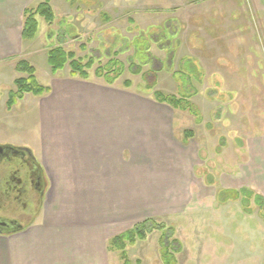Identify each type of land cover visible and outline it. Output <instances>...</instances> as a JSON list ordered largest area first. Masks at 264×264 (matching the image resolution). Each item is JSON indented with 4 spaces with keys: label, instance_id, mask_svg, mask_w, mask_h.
Listing matches in <instances>:
<instances>
[{
    "label": "rangeland",
    "instance_id": "374dc122",
    "mask_svg": "<svg viewBox=\"0 0 264 264\" xmlns=\"http://www.w3.org/2000/svg\"><path fill=\"white\" fill-rule=\"evenodd\" d=\"M54 6L52 23L38 17V32L33 43H29L32 49L26 54L29 60L19 55L0 62V141L16 139L32 147L46 166L44 178L49 181L37 222L49 228L54 225V228L47 234L50 243L38 241L30 247L36 261L122 264L120 252L107 247L108 239L144 219H151L164 227L162 231L155 229L148 233L133 246H127L131 264H136V260L139 264H166L163 250L167 243L175 264H227L225 258L236 255L235 245L242 252L241 261L237 263L234 259L229 264H264V217L258 215L256 209L248 213L234 203L219 205L212 187L201 186L199 191L187 188L186 179L182 183L176 181V174L166 164L170 158L162 156L131 157L130 187H124L127 182L123 173H114L109 189L100 188V194L95 196L94 188L90 189L89 175L45 159L42 145L51 159L75 156L74 147L69 144L60 122L37 120V126H31L27 119L24 120L27 114L34 113L27 103L37 101L44 94L26 93L13 108H6V92L16 77L24 75L14 68L19 59L31 63L37 80L45 85L54 79L49 77L50 68L44 61L47 50L54 45H62L77 56H92L95 62L88 73L95 74L97 65L106 63L111 57L127 66V58L134 51L128 43L141 31L154 32L149 51L153 56L161 55L163 60L169 58L171 39L174 43L183 42L173 55L174 65L166 61L169 69L177 71L179 60L188 53L194 54L181 61L173 80L181 83L187 76L192 78L191 85L196 91L188 87L186 95L199 112L200 121L204 122L193 124L195 116L180 112L176 118L182 120L179 128H184L183 136L184 131H192L189 139L195 134L199 138L197 141L205 146L206 155L202 157L206 170L213 177L230 178L238 163L244 164V177H247L252 160L264 161L260 154L252 155L253 147L264 146V0H58ZM173 24L177 26L174 39L169 28ZM196 29L197 40L189 43L191 36L188 34ZM206 37L210 39L209 45H204L202 38ZM208 48L210 50L205 51ZM210 57L213 59L209 60ZM191 60L198 65L196 75L186 74ZM205 61L207 67L202 68ZM146 66L142 69L146 70ZM159 67L162 65L155 63V68ZM67 70L66 66L64 72ZM165 77L166 81L170 80V75ZM215 80L219 84H215ZM206 84L213 86L207 89ZM152 90L145 92H152L154 97V90L161 91ZM13 120H18L19 124H8ZM44 121H47L45 126L50 140L42 136ZM53 147L58 150L55 152ZM11 159L13 165L18 163L17 156ZM204 159L199 161L203 163ZM2 187L1 182L0 191ZM243 188L248 190V187ZM94 199L99 200V204L92 208L90 202ZM49 214V222L45 223ZM1 215L22 216L10 208H0ZM3 240L6 253L7 245L16 242V238ZM18 254V262L24 261L25 256L33 259L21 251ZM0 264H10V255L0 257Z\"/></svg>",
    "mask_w": 264,
    "mask_h": 264
},
{
    "label": "crops",
    "instance_id": "0c3cea01",
    "mask_svg": "<svg viewBox=\"0 0 264 264\" xmlns=\"http://www.w3.org/2000/svg\"><path fill=\"white\" fill-rule=\"evenodd\" d=\"M39 1L41 0H0V62L19 55L29 60L26 54H28V50L32 49L29 43H33L34 39L30 41H23L21 39L22 12L26 6L34 5ZM57 1L51 0V6L53 7ZM195 33H197V29L196 32H189L188 37L191 36L189 43L197 40ZM202 39H204V45L210 44L208 37ZM176 42L175 46L173 44L172 47L171 45L168 47L170 55L169 58H166L167 60H163L161 55H158V57L154 56V61L146 64L148 68L146 70L143 68L142 72L138 74H131L127 66L124 65L125 70L122 75L111 84L96 76L94 72L88 74L87 78H80L78 76L71 77L68 73L69 70L65 73L66 67L55 74L49 70V77L53 76L54 79L52 83H46L44 86H48L50 91L39 97L37 101L32 100L27 103L29 110L32 108L34 113L27 114L24 120L27 119V124L31 126H37V120H41V122L43 120L60 122L63 133L68 136L69 144L74 147L75 156L71 158L65 157V159L55 157L52 160L49 158L50 156L45 146L42 145L45 159L49 163L55 161L56 164H60L65 169L66 167H73L74 172L89 175L90 189L94 188L95 196L100 194L98 191L100 188L109 189L110 183L113 182L112 177L114 173H123L124 180L127 182V185L123 183L124 187H130L131 157L151 158L162 156L163 159L165 157L170 158L169 162L166 161V164L168 163L167 165H170L171 172L176 174V181L182 183L186 179L187 188L194 191H199L202 188L201 186L206 188L212 187L215 189V202L217 201L222 206L234 203L242 211L239 199H222L220 192L222 190H239L243 187H254L264 196V161L260 163L258 160H252L250 174L247 177H244V164L242 163L235 165L237 170L235 173H232L233 175H230V178L221 179L220 176L213 177L206 170L205 159L202 157V154L203 156L206 155L204 152L205 146L197 141L199 138L195 134L192 139H189L192 136V131H184V137V128H179L180 121L182 120L176 118L182 112L187 113L189 116L190 114L195 116L193 124H196L195 121L198 123L204 122V120L200 121L199 112L195 107L196 115L193 112L173 108L168 104L156 101L151 95L152 92H145L146 90L158 88L163 92L180 96L187 93L188 87H192L193 92L196 91L191 85L193 80L190 76H187L181 83L173 80L179 71L180 62L194 54L188 53L184 55L179 60L177 71L169 69L166 65L168 63L171 66L174 65L173 55L175 51L177 52L179 46H181L182 41ZM209 50V48L208 50L205 49V51ZM203 58L206 59V56ZM212 59L213 57L209 58V60ZM44 61L46 62L45 57ZM155 63H158L159 66L162 65V67L155 68ZM206 63L208 62L205 61L202 68L207 67ZM194 64L193 61L189 63V70L192 73H199L198 65L196 64L195 66L197 67H194ZM190 71L186 74H189ZM61 73L64 74L61 75ZM165 75H170V80L166 81ZM222 76L226 77L227 75ZM133 79H135V84L133 83ZM125 81H128L129 85H126ZM151 81L155 83L153 88L148 87L146 84ZM214 83L219 84V81L215 80ZM159 84L163 87H157ZM213 84H206L207 89L210 86L212 87ZM221 88L223 90L226 89L225 86H221ZM187 99L192 105L191 98L187 97ZM17 121H9L8 124L11 126L18 125ZM46 122L44 121L43 124V137L50 136V132L46 131L48 128L45 126ZM38 124L40 126L39 121ZM65 134L62 135L65 136ZM48 139L50 140V137ZM0 145L30 149L33 156L41 164L45 174L46 166L40 162L32 147L21 144L16 139L0 141ZM52 149L55 152L58 150L54 147ZM223 149H218V151L221 152ZM252 151L253 156L257 157L260 154L259 157L264 160V146L253 147ZM200 159H204V162H200ZM195 160L198 162H195ZM4 166L7 167L6 165ZM45 182L46 189L48 188L49 181L45 179ZM106 193L108 197L109 193ZM45 194L46 190H44ZM93 201L90 202L91 205L93 204L92 208H94V204H99V200L94 199ZM40 210L34 215L33 221L27 223L23 230L11 234H0V257L9 254L10 264H51V260L50 262H43L41 259L40 262H37V257L29 250L38 241L40 244H45V241L50 243L47 234L54 228V225L50 224L49 228L47 224L44 225L37 222ZM50 217L51 214L48 215L45 223L49 222L48 219ZM7 237H11L12 241L16 238L14 240L16 242H11L9 247L7 245L6 253H4L3 239ZM234 249L236 255L225 258L227 264H229L230 260L234 259H236L237 263L241 261V250L237 249L236 245ZM20 251L33 256V259L25 256L24 261L18 262V253Z\"/></svg>",
    "mask_w": 264,
    "mask_h": 264
},
{
    "label": "trees",
    "instance_id": "16d2710c",
    "mask_svg": "<svg viewBox=\"0 0 264 264\" xmlns=\"http://www.w3.org/2000/svg\"><path fill=\"white\" fill-rule=\"evenodd\" d=\"M51 0H41L36 5L27 6L23 9V22L21 29V39L23 41H30L34 39L38 32V17L42 18L47 23H52L55 19V13L50 4ZM172 29V28H171ZM154 32L145 33L140 32L135 36L128 45L133 47V55L127 58V69L133 73L138 74L142 72L143 65L151 63L154 56L149 51V42L153 40ZM174 37V36H171ZM172 39L170 45L172 47ZM127 45V46H128ZM82 49H85L82 46ZM118 53L115 51L114 55ZM92 56H77L72 50L66 49L62 45H54L47 50L46 63L52 73H57L67 66L69 68V75L71 77L87 78L89 70L94 64ZM15 70L24 74L18 76L13 81V87L7 93L6 108L11 109L15 103L23 97L24 94L29 93L35 96L43 95L50 91L48 86L39 83L35 76V68L25 59H19L15 63ZM124 64L115 57H111L106 63L98 65L95 68V75L101 77L106 83L111 84L124 72ZM129 85L128 81H125ZM154 83L150 85L153 87ZM154 99L158 102L168 104L173 108L183 111L193 112L196 115L194 107L187 99V95H169L161 91L154 90ZM187 137V135H186ZM240 188L239 190H222L220 197L222 199H239L241 206L245 212H251L249 204L251 202L252 191L250 188ZM256 205L264 213V199L260 195H256ZM264 216V214H263ZM164 225L160 222H155L151 219H144L133 225V227L114 235L108 239V248L110 250H118L122 264H131L126 251L127 246H133L138 240H144L148 233L155 229L162 231ZM172 232V231H171ZM166 231H164V234ZM173 233V232H172ZM171 233V234H172ZM167 237V236H166ZM169 237V236H168ZM168 241V240H167ZM169 243L164 247L163 254L167 258L166 264H172L174 260L173 253L169 251ZM139 264V260L135 261Z\"/></svg>",
    "mask_w": 264,
    "mask_h": 264
},
{
    "label": "flooded vegetation",
    "instance_id": "af4514ba",
    "mask_svg": "<svg viewBox=\"0 0 264 264\" xmlns=\"http://www.w3.org/2000/svg\"><path fill=\"white\" fill-rule=\"evenodd\" d=\"M37 3H35L34 5H36ZM169 28L171 30L172 36L175 37L177 35L176 33L177 26L173 24L172 29L171 27ZM78 36L79 35L77 34L76 37ZM174 37L172 38L174 39ZM171 42L172 45L173 44L175 45L173 41ZM194 67H196L195 64ZM146 84L148 87H150L152 83L147 82ZM8 91L6 93H8ZM12 147H14V149L5 150L3 152L5 156L2 159H0V163L3 162L2 167L0 168V183L1 182L3 183L2 190L0 191V208H3L5 210L10 208V210L12 211L20 212L22 216L21 218H9L1 215L0 227L4 225L13 226L18 223L21 224L22 227L19 229L0 228L1 229L0 234L15 233L17 231L23 230L26 227V223L33 219L35 215L34 213H36L41 207V201L44 195V190L46 185L43 168L41 164H39V162L34 158L32 152L29 149L23 147H18V146H12ZM13 155L19 158L18 163L16 165H13L11 159ZM4 165H6L7 167H5ZM248 188L252 189L254 194L260 195L264 199V196L260 192H258L256 188L254 187H248ZM251 203H253V205H251ZM250 208L252 209V211L249 213H253L256 209L258 215L260 214V216H263L264 213H262L260 208L256 205L255 198L251 199ZM29 214L30 216L27 217V215ZM1 218H5L7 219V221ZM172 264H175V262H173Z\"/></svg>",
    "mask_w": 264,
    "mask_h": 264
},
{
    "label": "water",
    "instance_id": "95a60500",
    "mask_svg": "<svg viewBox=\"0 0 264 264\" xmlns=\"http://www.w3.org/2000/svg\"><path fill=\"white\" fill-rule=\"evenodd\" d=\"M13 148L12 147H10V146H7V145H0V150H1V154H0V159H2L5 155H4V151L5 150H12ZM6 221V220H5ZM19 227H21L20 226V224H16V225H13V226H1L0 228L1 229H17V228H19ZM1 229H0V231H1Z\"/></svg>",
    "mask_w": 264,
    "mask_h": 264
}]
</instances>
